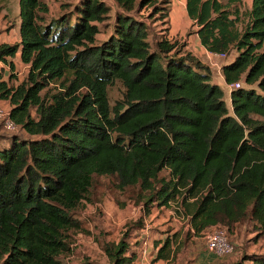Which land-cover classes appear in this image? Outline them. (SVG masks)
<instances>
[{
	"label": "trees",
	"instance_id": "trees-1",
	"mask_svg": "<svg viewBox=\"0 0 264 264\" xmlns=\"http://www.w3.org/2000/svg\"><path fill=\"white\" fill-rule=\"evenodd\" d=\"M154 2L60 1L52 14L46 0H18L19 40L0 42V99L25 137L0 143V264H61L94 175L119 190L138 187L146 212L174 202L186 239L245 221L264 237V0L246 9L241 0H185L200 44L234 52L220 66L225 83L239 84L229 106L184 44L166 32L149 42L141 10ZM17 53L28 71L14 85ZM115 82L124 92L112 107ZM128 233L104 244L110 264L135 260ZM177 236L163 240L155 260L176 257ZM234 264H264V251Z\"/></svg>",
	"mask_w": 264,
	"mask_h": 264
},
{
	"label": "rangeland",
	"instance_id": "rangeland-1",
	"mask_svg": "<svg viewBox=\"0 0 264 264\" xmlns=\"http://www.w3.org/2000/svg\"><path fill=\"white\" fill-rule=\"evenodd\" d=\"M46 1L52 14L60 12L58 8L60 1L70 2L71 5L76 3V0ZM106 1L110 6L112 5L111 0ZM178 1L156 0L142 8L141 16L146 17L143 19L147 25L149 42L153 43L155 38L166 32L171 41L175 40L179 45L184 44L181 40L174 38L177 37L174 31L171 32L173 36L169 34L168 16L166 21L160 19V13L164 9L168 14L170 10H176ZM250 3L251 0H241V9L249 8ZM0 8V41L14 43L19 38L18 2L17 0H0ZM154 8L159 10L152 16ZM111 14H113L112 8ZM191 32L193 30L189 28L186 34L189 35ZM180 47L183 51H187L184 45ZM193 53L203 60H210L209 64H212L214 76L218 75L221 64L230 61L234 56V52H231L224 57L210 56L207 59L205 54ZM207 66L211 71L209 65ZM14 67L13 74L16 78L9 80V83L16 85L26 77L28 65L15 59ZM9 75L10 69L6 68L4 78L8 80ZM221 88L227 94V87L221 84ZM123 92L124 88L119 82L109 85L107 94L110 106L113 107L122 100ZM224 98L229 106L227 96ZM0 107L4 112H8L10 106L6 100L0 99ZM15 135L25 137L19 127L9 130L0 119V143H5L7 138ZM163 174L164 172L160 173V175ZM143 195L144 192H141L138 187L119 190L112 177L94 175L87 198L74 210V216L80 221L81 227L69 232L71 252L59 257L61 264H110L103 251L104 244L116 243L128 231L126 238L129 244L128 252H134L136 255L132 264H234L246 254L264 251V237L257 238L252 224L245 221L227 229L233 251L229 254L217 255L207 249L204 233L186 239L189 227L187 218L181 214V210H177L178 207L174 202L169 207H159L155 202L149 203L150 210L146 212L145 199H141ZM174 233L178 234L176 240L173 238L174 246L178 249L176 257L171 260H155L157 248L166 237H171Z\"/></svg>",
	"mask_w": 264,
	"mask_h": 264
},
{
	"label": "crops",
	"instance_id": "crops-1",
	"mask_svg": "<svg viewBox=\"0 0 264 264\" xmlns=\"http://www.w3.org/2000/svg\"><path fill=\"white\" fill-rule=\"evenodd\" d=\"M18 2V0H17ZM168 24H169V34L171 32L175 33L174 35H177V37H174L175 39H179L184 43V49L187 51H190L192 54L193 52H197L198 54L208 57L213 56L210 52H208L199 42L197 34L194 32L197 28L196 25H193L192 20L187 16L186 9H185V0H179L178 5L176 7V10H170L168 14ZM193 30L191 34H186L188 29ZM182 36V38H181ZM19 38L16 40L18 41ZM2 42V41H0ZM195 57H197L203 64L209 65L211 69V77L212 82L218 84L221 87V84L225 85L227 87V83L222 78V75L220 73V69L218 70V75L214 76L213 70H212V64H209L210 60H203L199 58L197 55L194 54ZM19 60V54L17 53L15 57L12 58L13 62L14 60ZM224 91V89H222ZM224 96H227V101H229V88L227 87V94L224 91ZM261 252V251H256Z\"/></svg>",
	"mask_w": 264,
	"mask_h": 264
},
{
	"label": "built area",
	"instance_id": "built-area-1",
	"mask_svg": "<svg viewBox=\"0 0 264 264\" xmlns=\"http://www.w3.org/2000/svg\"><path fill=\"white\" fill-rule=\"evenodd\" d=\"M215 57H224V54L211 53ZM238 83L227 84L230 89L232 87H237ZM0 119L5 123V126L9 130H14L18 128L16 124L10 120L8 117V112H4L0 107ZM205 243L207 249L217 255L229 254L233 251V245L229 242L228 231L226 227L223 226H213L207 228L204 232Z\"/></svg>",
	"mask_w": 264,
	"mask_h": 264
}]
</instances>
